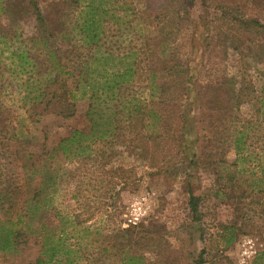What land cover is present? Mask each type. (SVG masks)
Listing matches in <instances>:
<instances>
[{
  "label": "rangeland",
  "instance_id": "1",
  "mask_svg": "<svg viewBox=\"0 0 264 264\" xmlns=\"http://www.w3.org/2000/svg\"><path fill=\"white\" fill-rule=\"evenodd\" d=\"M86 4L111 11L102 14V52L136 53L147 40L141 27L157 38L144 46L153 57L143 71L166 83L164 99L156 97L164 133L153 140L154 128L146 131L143 146L106 141L84 156L50 157L61 139L87 128L89 102L67 119L43 109L30 116L29 107L57 75L58 56L72 71V46L56 34H78ZM36 7L55 36L47 45ZM242 17L264 25V0H0V190L23 183L20 151L56 169L57 191L34 226L64 232L77 264H124L128 256L139 264H264V28L243 27ZM164 27L178 31L161 54ZM175 63H186L196 89L184 101L177 97L187 91L171 83ZM144 79L130 84L128 98L151 99ZM41 246L31 239L22 258L0 255V264H34Z\"/></svg>",
  "mask_w": 264,
  "mask_h": 264
},
{
  "label": "trees",
  "instance_id": "2",
  "mask_svg": "<svg viewBox=\"0 0 264 264\" xmlns=\"http://www.w3.org/2000/svg\"><path fill=\"white\" fill-rule=\"evenodd\" d=\"M79 9L81 17L74 27L78 34L73 36L70 31L68 34L64 27H61L56 34L60 36L62 45L72 46L68 52L74 59L72 71H65L67 64L61 56H58L54 64L57 75L45 89H42L29 110L30 116L32 111L43 109L44 112H53L67 119L75 116L79 101L88 100L89 105L85 116L89 124L86 129L73 130L69 136L61 139L53 151L49 152L50 157L56 153H61L66 159L84 156L93 144L106 141L114 144L117 140L119 144L126 147L137 140L140 146H143L144 133L151 128H154L150 134L153 140L162 138L164 126L161 121H164V116L156 110V106L160 104L156 97H159L161 101L164 99L166 83L155 84L157 73L143 71V64H149L153 57V54L145 56L147 54L145 47L148 46L149 41L154 42L157 38H149V35L145 34L146 30L150 32L147 26L141 27L142 35L139 39L147 38V40H144V44L140 43L141 46L136 53L133 51L131 53L129 47H124L126 49L124 55L102 52L104 45L102 40L106 33L102 14L110 15L111 11L101 6L94 7L92 4H86ZM124 10L127 12L125 8ZM35 14L40 22V28L43 29V43L47 45L54 35L46 25L44 13L36 7ZM142 15L150 18L149 10L147 9ZM235 20L246 28L255 25L264 28V25L256 20H248L245 17ZM118 28L122 31V26L118 25ZM177 31L178 29L168 32L166 27L158 28L159 41L156 42V48L157 46L162 48L161 54H164L163 46L173 42L172 39ZM158 52L155 55L160 60ZM13 56L18 57L21 61L20 65H25L24 55L13 53ZM168 64L166 68L169 67ZM171 66H173L172 74L176 76L171 83H175L178 89L187 91L186 93L184 91L182 95L178 94L177 99L182 101L184 98L189 99L196 89L194 84L188 85L185 79L186 63L184 65L175 63ZM192 78L190 77L189 80ZM137 79L149 80L151 99L148 101L137 99L135 96L128 98L126 95V91L131 88L130 84ZM48 81L49 79L46 80ZM172 99H175L174 95ZM168 101L169 99L166 102ZM188 112L191 110L188 109ZM186 114L188 115L187 112ZM240 143H242V137L238 140V144ZM17 156L23 170V183L17 185L12 191L0 190V255L13 257L15 262V259L23 257L22 246L28 244L31 239H35L42 240V246L34 264H77L75 251L70 244L67 245V241L69 243L70 240L64 232L57 235L52 227L45 224L39 223L34 226L40 220L41 207L46 206L55 196L58 171L47 166L41 167V156L34 152L20 151ZM191 203L195 211V197ZM45 209L47 211L49 208ZM141 259V257L128 256L123 261L124 264H139Z\"/></svg>",
  "mask_w": 264,
  "mask_h": 264
}]
</instances>
